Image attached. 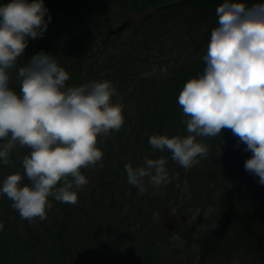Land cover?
<instances>
[{
  "label": "clouds",
  "instance_id": "clouds-1",
  "mask_svg": "<svg viewBox=\"0 0 264 264\" xmlns=\"http://www.w3.org/2000/svg\"><path fill=\"white\" fill-rule=\"evenodd\" d=\"M47 13L43 0L0 5V139L7 138L0 145V161L11 165L17 146L31 149L22 159L30 185L21 186L22 176L10 174L0 193L30 223L46 219V209L53 207L49 197L77 203V191L88 184L81 168L95 166L103 156L97 137L119 131L124 123L123 105L113 102L117 92L110 81L67 86L69 73L50 53L41 51L19 68V94L9 87V70L23 55L27 38L43 37L51 20L44 19ZM216 15L218 26L211 31L203 74L188 80L177 97L189 135H152L148 143L170 152L188 170L208 152L196 137H215L230 129L252 153L245 170L264 185V4L249 7L241 0H223ZM166 163L160 157L145 159L142 167L125 164L128 184L141 192L146 177L154 187L166 185ZM233 264H240L239 258Z\"/></svg>",
  "mask_w": 264,
  "mask_h": 264
},
{
  "label": "trees",
  "instance_id": "trees-1",
  "mask_svg": "<svg viewBox=\"0 0 264 264\" xmlns=\"http://www.w3.org/2000/svg\"><path fill=\"white\" fill-rule=\"evenodd\" d=\"M9 2L10 0H0V5ZM222 2L223 0H43L48 9L44 19L47 21L48 16H51V20L42 38H27L23 55L17 58L15 66L9 70L10 82L14 81L10 88L19 94V68L28 64L32 56L41 51L54 56L58 65L69 73L67 86H80L89 82V79L110 81L117 92V96L112 99L116 97L115 102L123 105L124 123L120 129L124 127L125 133L119 129L105 137L100 176H103L104 188L111 186L114 177L121 176L125 181L122 184L120 199L125 200L129 191L127 199L133 200L135 197L137 200V187L128 184L124 177L127 176L125 164L130 163L133 168L142 167L145 159L160 157H164L166 161L169 159L170 162L166 163L167 169L168 165L176 164L171 159L170 152L165 156L159 154V150H154L148 140L152 135L164 133L169 134L168 137L171 138L174 136L170 133L171 129L175 127L184 130V127L176 124L186 118L180 113L182 108L177 102L179 92L174 93L171 90L177 87L179 89L188 80L203 74L206 67L203 57L207 54V48L204 49L203 55L196 53L194 56L199 57L191 63L184 64L181 61L178 67L171 65V69L164 73L160 71L162 64L154 63L155 68L158 67V78L154 73H151L149 78L142 75L144 71L140 66L150 62V52L160 54L163 51H175L181 43L188 46L194 43V35L200 36L203 43L210 41L212 28L218 26L216 8ZM241 2L249 7L264 4V0ZM122 25L124 28L118 31ZM202 28L204 30H201ZM113 38L119 40L111 42ZM194 50L202 51L198 45ZM99 51L104 56L103 59L99 57ZM225 130L231 131L223 130L220 135L221 142L213 139L212 144H207V155L216 150L224 152L223 141H227L226 139H232L233 142L235 135H228ZM6 142L7 138L0 139V145ZM145 149L148 150L147 154ZM30 151L27 146H17L12 150L10 157L23 158ZM232 161H236V157ZM82 170L83 168L80 171ZM183 170L176 168L181 176ZM192 170L199 174L198 170ZM188 179L195 180L192 204L206 187L204 182L201 183V178L192 175L191 171ZM172 183L173 181L170 184ZM144 185L152 188L147 177L144 179ZM60 186L62 183L57 185ZM167 190L172 195L175 192L173 184ZM54 202L61 211V217L58 227L48 236L47 247L49 252L56 254L58 263L74 262L72 250H83L85 241L91 235L94 237V233H89L83 225L73 221V209L67 207L66 203L55 199ZM114 202L113 197L106 192H102L96 199V203L105 211L110 210ZM218 209L223 220L222 225L230 227V231L225 235L230 243L216 237V243L213 245L217 249H232L238 258H249L252 264H264V215L248 208L241 198H228L226 205L218 204ZM114 214L120 216L119 213ZM148 222L149 220L143 217L142 223L136 228L137 234L145 239L149 238L148 235L156 234L154 225ZM130 223L131 221L127 222ZM146 225L148 229L145 228ZM100 232L103 234L102 229ZM107 238L114 236L107 235ZM149 246L147 243L138 249L135 246L117 245L111 249L102 245L100 247L110 264H118L116 259L111 257L118 254L121 256L119 264H192L190 261L169 263L163 259L161 251L152 250Z\"/></svg>",
  "mask_w": 264,
  "mask_h": 264
},
{
  "label": "rangeland",
  "instance_id": "rangeland-1",
  "mask_svg": "<svg viewBox=\"0 0 264 264\" xmlns=\"http://www.w3.org/2000/svg\"><path fill=\"white\" fill-rule=\"evenodd\" d=\"M118 40L113 38L111 42ZM209 42L203 43L200 36L194 35V43H190L188 46L186 43H181L182 45H177L175 51H163L160 54L152 51L149 53L150 62L140 66L144 71L141 74L149 78L150 74L154 73L158 78L156 75L158 67L155 68L154 65L156 62L161 63L162 68L168 71L171 69V65L178 67L181 61L184 64L191 63L204 54L203 51ZM197 45L202 51L194 50ZM99 53V57L103 59L101 51ZM196 53L199 54L198 57L194 56L197 55ZM89 81H93V79H89ZM13 85L14 81L11 80L9 87ZM177 88L172 89L171 92H180L183 86ZM115 100L116 97L113 100L114 103ZM180 113L184 115L182 110ZM186 119L187 117L184 120ZM182 121L179 120L176 124L179 127H184V130L172 128L170 133H173L174 136L189 135L186 124ZM225 131L228 135L232 134L231 131ZM120 132L125 133L124 127L120 129ZM112 133L114 132L110 131L109 134ZM164 135L166 134L164 133ZM213 139L221 142L222 137L220 135L196 137L197 142L206 145L212 144ZM226 140L223 141L224 152L216 150L199 159V163L188 170L178 163L168 165L170 181L159 187L151 185L152 188H148L144 185L146 189L144 192L136 188L137 200L135 197L133 200L127 199L129 191H127L125 200L120 199L122 184L125 181L121 176L114 177L110 187H103V176H100L102 160L95 166L90 165L83 168L81 174L87 178L88 184L77 191V203L75 205L66 203V206L73 209V221L83 225L89 233H94V237L91 235L85 241L83 250H72L74 262L58 263L56 254L49 252L47 247L48 236L58 227L61 217V211L55 205L53 197L48 198L53 207L46 209V219L41 221L37 217L30 223L28 220L22 219L19 213L11 207L12 201L0 193V224L3 225V228L0 229V264H110L100 247L101 245L108 249L115 245L135 246L138 249L147 243L150 244V249L161 251L163 259L169 263L190 261L192 264H233V261L238 257L236 253L232 252V249L225 250L224 247L217 249L213 245L216 243V237L227 243L228 239L225 238V235L230 231L228 225H222L223 220L220 217L218 204L226 205L228 198L234 200L241 198L248 208L257 210L264 215V185L258 182V176L245 170L244 164L247 160L245 158L249 159L250 157L239 153L240 146L243 145L239 138L235 136L233 142L232 139ZM105 142V136L97 137V147L102 152H104ZM147 153L148 150H146ZM158 153L165 156L168 151H159ZM235 157L236 161H232L235 160ZM22 159L10 157L11 165H5L0 161V186L10 174L22 176L21 186L30 185V181L24 174ZM239 159L242 160L239 161ZM169 162L167 159V164ZM177 167L181 170L184 169L183 176L176 171ZM192 169L198 170L199 174H195ZM189 171L192 175H198L199 179L201 178V183L204 182L206 187L192 204L195 180L188 179ZM124 177L127 179V176L124 175ZM172 181L175 192L170 195L167 189L171 187ZM61 183L58 182V186ZM102 192L111 195L115 200L114 206L110 210L105 211L100 207V204L96 203V199ZM114 213H119L120 216ZM143 217L155 227L156 234L148 235V239L138 235L136 231V228L142 223ZM130 221L131 223L127 224ZM91 223L93 225H90ZM145 228L148 229V226L146 225ZM101 229L103 234L100 232ZM107 235L114 236V238H107ZM111 257L116 259L118 264L121 261L119 254L111 255ZM239 261L240 264H252L249 258L239 257Z\"/></svg>",
  "mask_w": 264,
  "mask_h": 264
},
{
  "label": "water",
  "instance_id": "water-1",
  "mask_svg": "<svg viewBox=\"0 0 264 264\" xmlns=\"http://www.w3.org/2000/svg\"><path fill=\"white\" fill-rule=\"evenodd\" d=\"M123 28H124V26L122 25V26L118 29V31H121ZM245 148H246V145H245V144H243L242 146H240V152L243 153V154H245V155H248V156H249V155H252V153H251L250 151H246Z\"/></svg>",
  "mask_w": 264,
  "mask_h": 264
}]
</instances>
